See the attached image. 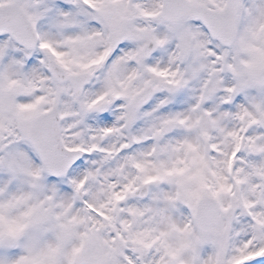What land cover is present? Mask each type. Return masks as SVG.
<instances>
[{
  "label": "snow or ice",
  "instance_id": "6c2138e0",
  "mask_svg": "<svg viewBox=\"0 0 264 264\" xmlns=\"http://www.w3.org/2000/svg\"><path fill=\"white\" fill-rule=\"evenodd\" d=\"M0 264H264V0H0Z\"/></svg>",
  "mask_w": 264,
  "mask_h": 264
}]
</instances>
